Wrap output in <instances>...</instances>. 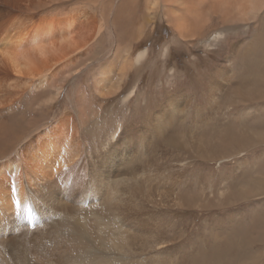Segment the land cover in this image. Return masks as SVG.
I'll return each instance as SVG.
<instances>
[{
    "label": "bare ground",
    "instance_id": "obj_1",
    "mask_svg": "<svg viewBox=\"0 0 264 264\" xmlns=\"http://www.w3.org/2000/svg\"><path fill=\"white\" fill-rule=\"evenodd\" d=\"M0 264H264V0H0Z\"/></svg>",
    "mask_w": 264,
    "mask_h": 264
},
{
    "label": "rangeland",
    "instance_id": "obj_2",
    "mask_svg": "<svg viewBox=\"0 0 264 264\" xmlns=\"http://www.w3.org/2000/svg\"><path fill=\"white\" fill-rule=\"evenodd\" d=\"M161 29H159V32H155L154 35H163L164 37H167L168 35H170V30L169 28H162V32L160 31ZM156 47H159V45H155Z\"/></svg>",
    "mask_w": 264,
    "mask_h": 264
}]
</instances>
